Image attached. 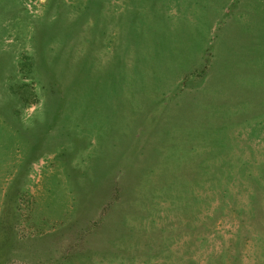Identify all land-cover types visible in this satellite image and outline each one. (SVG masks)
I'll return each mask as SVG.
<instances>
[{
	"label": "rangeland",
	"instance_id": "rangeland-1",
	"mask_svg": "<svg viewBox=\"0 0 264 264\" xmlns=\"http://www.w3.org/2000/svg\"><path fill=\"white\" fill-rule=\"evenodd\" d=\"M0 264H264V0H0Z\"/></svg>",
	"mask_w": 264,
	"mask_h": 264
},
{
	"label": "trees",
	"instance_id": "trees-1",
	"mask_svg": "<svg viewBox=\"0 0 264 264\" xmlns=\"http://www.w3.org/2000/svg\"><path fill=\"white\" fill-rule=\"evenodd\" d=\"M132 190H133V191H135V189H134V188H132ZM133 203H134V201H133ZM125 216H126V213H125Z\"/></svg>",
	"mask_w": 264,
	"mask_h": 264
}]
</instances>
